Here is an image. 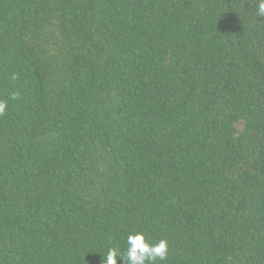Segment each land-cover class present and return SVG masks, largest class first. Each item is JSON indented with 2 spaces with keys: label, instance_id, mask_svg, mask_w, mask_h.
<instances>
[{
  "label": "trees",
  "instance_id": "trees-1",
  "mask_svg": "<svg viewBox=\"0 0 264 264\" xmlns=\"http://www.w3.org/2000/svg\"><path fill=\"white\" fill-rule=\"evenodd\" d=\"M0 101V264H264L256 0H0Z\"/></svg>",
  "mask_w": 264,
  "mask_h": 264
},
{
  "label": "clouds",
  "instance_id": "clouds-1",
  "mask_svg": "<svg viewBox=\"0 0 264 264\" xmlns=\"http://www.w3.org/2000/svg\"><path fill=\"white\" fill-rule=\"evenodd\" d=\"M257 15L264 17V0H256ZM18 93L12 98L16 99ZM7 101H0V116L7 108ZM127 248L123 253L116 249H109L106 257H103V264H117L118 258L122 264H156V262L167 259L169 246L166 239L152 242L142 231L129 233L127 236Z\"/></svg>",
  "mask_w": 264,
  "mask_h": 264
}]
</instances>
